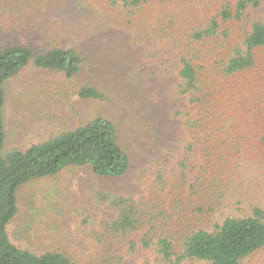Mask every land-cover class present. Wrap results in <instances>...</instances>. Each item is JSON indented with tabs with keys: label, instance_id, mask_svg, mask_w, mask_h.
Listing matches in <instances>:
<instances>
[{
	"label": "rangeland",
	"instance_id": "374dc122",
	"mask_svg": "<svg viewBox=\"0 0 264 264\" xmlns=\"http://www.w3.org/2000/svg\"><path fill=\"white\" fill-rule=\"evenodd\" d=\"M224 1L236 5L240 0H183L181 5H157L128 21L115 9L105 11L98 0H43L41 4L38 0L34 12L18 0L0 6V46L27 42L43 50L74 47L83 59L80 73L72 79L30 65L6 84V148L25 151L58 131H71L103 117L116 125L119 143L131 160L121 177H99L90 167L69 168L55 178L23 187L18 214L9 226L15 244L38 252L61 251L75 264H160L156 251L141 244L135 251L125 246L114 258L99 246L94 235L117 218L114 198L140 203L156 202L160 196L166 204L165 227L175 236L209 229L220 218L239 214L251 204H264V172L240 170L235 177L228 172L231 159L239 157L242 166L250 165L245 150L210 165L199 145L186 151L191 140L184 113H191V107L188 97L178 91L179 71L173 65L178 52L164 57L163 44L145 34L156 28L158 13L183 11L187 27L196 17L207 21ZM259 19H264V0L250 3L242 25L250 30ZM84 86L98 88L106 100H80L76 94ZM251 148L264 151L256 143ZM160 173L163 187L158 186ZM198 181L208 184L205 193H191L190 187ZM222 181L221 187L217 182ZM221 193L226 194L219 198ZM175 197L186 205L172 209ZM144 233L131 234L130 239L138 242ZM243 264H264V249Z\"/></svg>",
	"mask_w": 264,
	"mask_h": 264
},
{
	"label": "trees",
	"instance_id": "16d2710c",
	"mask_svg": "<svg viewBox=\"0 0 264 264\" xmlns=\"http://www.w3.org/2000/svg\"><path fill=\"white\" fill-rule=\"evenodd\" d=\"M0 1L2 7L16 2ZM18 1L30 5L32 12L38 3ZM182 1L98 0L105 11L115 9L125 21L147 14L157 5H181ZM252 1L255 0H240L236 5L224 1L207 21L199 22L196 17L187 27L183 11L158 13L156 28L145 33L150 41L163 44L160 54L164 57L178 52L173 62L179 71L178 91L188 97L191 107V113H184L186 134L191 140L186 151L199 145L210 165L216 159L225 160L227 155L237 157L236 152L245 150L250 165L242 166L239 157L231 159L228 172L233 177L240 170L264 172V151L251 148L254 143L264 146V19L255 21L250 30L242 25ZM30 65L72 79L80 73L83 59L74 47L43 50L27 42L0 46V264H75L61 251L38 252L12 241L9 226L19 211V192L32 182L55 178L69 168L90 167L99 177H121L128 172L131 160L119 143L116 125L103 117H95L71 131H58L25 151L8 150L5 86ZM76 95L80 100H106V95L92 86L82 87ZM181 166L186 170L187 161ZM204 171L205 167V174ZM182 177L181 193L185 173ZM163 180L160 173L158 186H164ZM197 184L190 187L191 193L208 190L206 182ZM217 184L222 187L225 181ZM156 198V202L140 203L126 197L114 198L112 208L117 218L104 223L101 233L94 235L109 258L125 246L135 251L141 244L156 251L160 264H243L264 249V204H251L239 214L220 218L209 229L198 228L175 236L165 227L166 204L160 196ZM189 204L188 210L192 211V202ZM184 205V200L175 197L172 209ZM143 232L140 241L130 239L131 234Z\"/></svg>",
	"mask_w": 264,
	"mask_h": 264
}]
</instances>
